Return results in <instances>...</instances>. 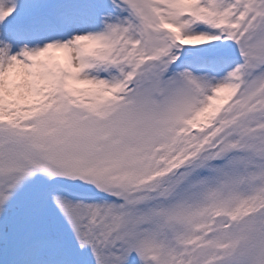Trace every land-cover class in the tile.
Here are the masks:
<instances>
[{
  "label": "snow or ice",
  "instance_id": "obj_1",
  "mask_svg": "<svg viewBox=\"0 0 264 264\" xmlns=\"http://www.w3.org/2000/svg\"><path fill=\"white\" fill-rule=\"evenodd\" d=\"M0 264H264V0H0Z\"/></svg>",
  "mask_w": 264,
  "mask_h": 264
}]
</instances>
